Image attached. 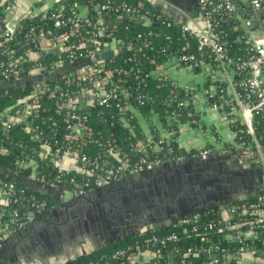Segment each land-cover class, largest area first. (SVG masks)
<instances>
[{
	"label": "trees",
	"instance_id": "trees-1",
	"mask_svg": "<svg viewBox=\"0 0 264 264\" xmlns=\"http://www.w3.org/2000/svg\"><path fill=\"white\" fill-rule=\"evenodd\" d=\"M12 1L0 0V21L11 10ZM232 1L234 3L232 11L215 16L216 28L221 33L227 53L234 59H243L254 51L245 42V31L240 23L241 18L251 14V7L246 0ZM107 2L111 4L112 8L101 7ZM60 3L63 4V7H59ZM122 3L138 7L140 11L139 15L129 17L131 23L105 24L112 31L109 38L117 41V48L124 47L123 50H118L104 62L107 68L114 69L112 79L119 85L116 95L110 98L108 103L97 104L94 101L93 103L90 101V93L83 96L79 94L80 85L86 81L80 79L77 83L76 79H71L66 82L65 75H68L70 71L65 75L57 74L43 81L42 84L49 88L58 84L62 90L70 91L67 97L73 99L76 96L77 106L70 105L71 107H68L67 104L60 106L54 97H49L48 90L35 88L36 84L16 87L0 86V149L4 148L5 150L4 152L0 151V179L12 182L15 186V192L10 197L11 204L0 206V224L3 225V229L0 230V240L3 233H11L28 222L32 215V205H29L28 200L31 201V204L32 202H44V206L39 211H45L51 204L46 194L21 180L20 173L45 184L55 182L63 191L71 192V189L75 188V183H81V186L88 190L94 186L96 177L101 176L106 169H109L112 162L118 161L115 150H119L120 153H128L134 159L138 157V153L131 152L130 143L141 142L146 136V131L141 129L137 116L132 113L131 109L121 108L125 104L135 108L144 117H149L154 113L158 114L157 118L170 131L169 136H164L159 154H164L166 146L172 149L165 153L171 158L193 156L201 150L186 151L178 146L175 138L177 133L175 130L178 125L198 116L193 111L195 109L192 104L178 106L177 101L187 98V92L183 87L173 84L172 80L158 67L182 53L196 52L198 32L187 31L183 35L182 25L155 10L147 0H57L40 11L30 12L14 21L15 32L12 37L5 34L3 24H0V81L9 79L4 75L7 68L16 69V77H21L39 68L52 66L56 62L67 64L72 58L81 59L86 55L88 49L106 45L108 42H104V38H99L98 43L87 44L90 42L91 36L86 30H90L92 27L85 21V18L92 22H99V19L106 16H124L126 14L120 8L114 9L116 5ZM74 4H77L78 7L75 8ZM81 6L87 7V13L82 11ZM98 9H101L100 15H98ZM145 11L150 14L149 20L144 19L140 24H136L133 19L142 16ZM69 16L72 17V21H68L60 27L55 24L56 20ZM260 16H264V9L260 12ZM74 28L76 33L69 35L64 42V46L69 45L74 48L52 55L42 54L40 42L47 35L67 32ZM81 36H85L86 39L81 41ZM196 54L200 53L196 52ZM199 56L203 57L212 67L216 66L214 56L209 50L202 52ZM136 66L140 67V73L135 72ZM239 76V73L235 72L233 77L238 79ZM217 82L226 92V82L221 80ZM211 83L212 80L207 76L201 86L207 87ZM195 87L200 88L198 85ZM33 90H37V102L32 101ZM78 95L79 97H77ZM27 107L31 108L30 111L23 119H19L18 115ZM179 107L180 109H178ZM67 109L85 113V122L91 129L89 135L84 134L85 143L78 153H68L80 170L61 169L51 159L57 147H61V153L66 152L64 138L68 129L64 116ZM178 110L181 112L180 115H177L176 118H168ZM187 110L192 111L193 114L187 115ZM121 115L128 118V124L122 121ZM11 118L14 119V122L4 130L3 121H10ZM31 119L33 121L29 126L28 123ZM230 127L235 132L236 141L250 139L243 126L237 121L230 124ZM148 132L153 134L152 141L161 137L157 126L153 123H149ZM254 133L264 146V119H262L260 111L254 117ZM70 148L74 149V146ZM82 154L86 156L84 161L78 158ZM60 159L61 157L58 156L56 161L59 162ZM89 166L93 167V171H85V168ZM71 177H73V181L70 180ZM85 180H89V185L85 184ZM257 197L255 195L244 200L253 201L257 200ZM217 208L218 205L212 209H196L188 213V215L193 212L199 213V217L192 222L179 223L177 219L171 225L151 227L142 233L127 235L99 250L80 256L68 264H90V262L103 264L106 259L111 264H121L124 262L122 258L110 256L117 248H130L128 251L135 252L137 240L140 241L141 238L151 234L163 236L170 232H176L178 238L160 246L162 257L158 258L159 261L177 264L184 260L186 263L192 264H209L211 258L204 252L194 249L212 243L213 252L216 255L215 264H234L238 260L235 254H237L240 244L234 235L248 230L251 225H254L252 237L244 240L247 248L239 254L252 252L253 255L264 259V219L259 222L254 221L257 211L247 209L230 212ZM210 220L215 222V226L208 229L205 225ZM193 225L197 226V231H191ZM225 225L226 227L223 228ZM184 228H187L188 231L183 232ZM220 228L222 231L219 230ZM203 236L204 239H202ZM140 248L142 256L147 251L153 250L154 245L141 244ZM123 264H129V262L125 261Z\"/></svg>",
	"mask_w": 264,
	"mask_h": 264
},
{
	"label": "crops",
	"instance_id": "crops-1",
	"mask_svg": "<svg viewBox=\"0 0 264 264\" xmlns=\"http://www.w3.org/2000/svg\"><path fill=\"white\" fill-rule=\"evenodd\" d=\"M54 1L56 0H13V6L8 11L11 15L9 19L11 22L17 21L30 12H37L50 6ZM159 1L169 5L167 7H170V11L175 13L178 21L188 23L193 29H199L202 11L198 0ZM198 8L199 10H196ZM112 44L111 42L106 43L114 50L117 44ZM40 46L42 49L49 50L60 45L55 39L46 36L40 42ZM54 65L61 66L63 64L56 62ZM38 70L33 72L36 73ZM160 70L179 87L198 85L199 89L202 88L201 85L207 76H210V79L226 80L228 74L232 75L231 71L227 72L222 68L214 70L212 75H204L191 66L178 65L174 58L162 63ZM76 100L75 96L72 102L78 104ZM200 103H202L201 100ZM198 107V117L195 120H186L180 123L175 130L177 131L175 138L178 146L186 151L208 148L210 149L209 153L219 154L216 156L218 159H220V154L227 152L225 160H223L226 164L225 168L217 169L214 164L210 165L211 167L206 164L202 166L203 169L199 171L197 177L193 172V165H195V163L192 164L193 161L192 163L171 165V167L160 164L150 168L149 172L141 173L138 177L123 178L120 186H113L112 190L88 193V198H81L75 204V195L71 192L63 191L58 186L51 185L48 189L42 187L44 190H48L46 196L51 201L50 206L45 211L36 209V215H34L35 210H31L32 215L29 220L35 216L39 219L34 222L31 232L25 239L16 245L14 256L0 259V264H62L71 262L80 256L92 253L124 238L121 236L122 233L125 235L142 233V230L153 227L156 220L165 221L163 225L167 226L173 217L178 215L177 219H179L196 209H204L205 205H218L219 209H223L224 205L220 203L225 204L255 195H263L264 162L259 159L257 151L250 146H242L236 141L235 132L222 115L210 111L205 103ZM24 111L18 115L19 119L25 117L30 111V107ZM134 112L143 131H149V123H153L160 127L159 130L163 135L171 134L165 126L161 127L162 121L157 116L144 117L136 109ZM238 160L244 161H242L243 170L250 173L248 175L255 180L254 184L246 175L244 176L237 169H233ZM60 162L64 167H69L74 159L71 155L63 154ZM221 173L232 174L234 179L231 176L220 175ZM207 176H211V178L208 180ZM197 178L201 180H197ZM232 179L235 184L233 192L225 188V186L228 187V183L232 185ZM35 180L37 181V179ZM247 187L252 189L246 191ZM259 189H262L261 194L258 193ZM1 192L2 188H0ZM136 193H139V196H136ZM145 197L151 202L154 201L151 207H146L147 211L144 209L145 206H142ZM135 199L140 207L131 204L130 201ZM2 205L4 204H0V206ZM66 209L69 211L67 221ZM182 212L184 214H181ZM134 213L136 218H134ZM136 219L137 222H140V226L131 224ZM159 226L162 225L159 224L156 227ZM23 228L21 226L11 233H3L0 241V255L9 254L13 243L24 233L25 229ZM2 229L3 225L0 224V230ZM131 231L136 232L132 233ZM119 236L121 238L118 239ZM143 255L146 256L147 253ZM237 259L234 264H264V259L253 255L252 252L242 253Z\"/></svg>",
	"mask_w": 264,
	"mask_h": 264
},
{
	"label": "built area",
	"instance_id": "built-area-1",
	"mask_svg": "<svg viewBox=\"0 0 264 264\" xmlns=\"http://www.w3.org/2000/svg\"><path fill=\"white\" fill-rule=\"evenodd\" d=\"M246 1H248L250 4L251 14L248 17L241 18L240 23L245 31V42L248 43L254 51L246 58L234 59L226 51L224 41L221 38V33L216 28L217 20L215 17L218 14L232 11L234 9L233 1L198 0L203 15L204 25H200L199 29H195L198 32L196 52H199L201 54L202 52L209 50V52L214 56L216 66L212 67L211 64L206 62L204 58L199 56L200 54H196V52L182 53L177 56L174 60L178 63V65L184 64L185 66L188 65L193 68L195 67L204 75H212L214 70L221 68L227 72L231 71L232 75L228 74L226 80H221L226 82V92L223 91V87L217 82L218 80L215 79H211L212 83L209 84L207 87H202L201 89L196 88L194 85L184 86L183 89L187 92V98L177 101V104L178 106H186L188 104H192L195 109L193 111L198 114V105L205 103L207 104L210 111L222 115L226 119V121H228L229 125L236 121L240 123L243 126L244 131L250 136V139H248L247 141L241 140L238 141V143L242 146H250L253 150H256L259 155V159L264 162V146L261 142L258 141L254 133L255 114L260 111L262 119H264V16H260L261 10L264 9V4L263 0ZM59 7H63V4L60 3ZM74 7L76 8L78 7V5L74 4ZM101 7L109 9L112 8L109 2L102 4ZM117 8H120V10L124 14L133 16H136L137 14L139 15L140 11L138 7H132L131 5H126L124 3L116 5L114 7V9ZM81 9H83L82 11L84 13H87L86 6H81ZM97 12L98 15H100L101 9H98ZM142 16L144 17V19L149 20L150 14L148 13V11H145ZM68 21H72L71 16L67 18L58 19L55 21V24L60 27L66 24ZM85 21L92 27L90 30H86V32L90 33L89 35L91 36V38H89L90 42L88 43H94L95 41H98L99 38H109L112 33V31L109 30L108 27L105 26V24H102L98 21H89L88 18H85ZM3 28L5 34L9 37H12L15 32V23L11 22L10 19H7L3 22ZM182 30L183 35L187 31L191 32L186 25H182ZM75 33L76 29L74 28L70 29L67 32H57L53 35H47V37L55 39L58 45L64 46V42L67 37L69 35H74ZM85 39V36L80 37L81 41H84ZM102 46L103 45H99L97 46V48H100ZM95 51L96 48L90 50L88 49L86 55H93L95 54ZM78 59L80 58H72L70 62ZM104 62L105 61L95 62L98 64L92 63L86 66L74 68L72 71L69 72L68 75L66 73L62 75L66 74V82L71 79H76L77 83H79L80 79L85 80L86 83L80 85L79 94H93L94 96L91 97L90 101H94L97 104H105L108 103L110 98L116 95L119 85L112 79L114 69L107 68ZM158 67L161 68V64ZM134 70L136 73L141 72L139 66H136ZM235 72L239 73L240 75L238 79H234L233 77ZM16 73L17 70L13 68H7L4 71V75L6 76V78L9 79L12 76L13 78H15L17 75ZM172 83L176 84L174 81H172ZM36 85L37 86L35 88H40V90H48L49 97H54L56 102L60 106H64L67 104L68 107H71L70 105H76L74 102H72L74 98L71 99V97H67L70 91L62 90L60 85L57 84L53 88H49L48 86L42 84V82L37 83ZM218 86L221 87L219 88ZM36 91L37 90H33V102L38 101V94ZM124 95H126V93H124ZM200 100L202 101V103H200ZM121 108H129L132 110V113H135V108H132V106H128V104L121 106ZM178 109H180V107ZM180 114L181 112L178 110L172 113L171 116H168V118H176L177 115ZM192 114V111L187 110V115ZM157 115L158 114L154 113L150 115V117H156ZM120 118L125 124L129 123V120L126 116L121 115ZM64 120L67 122L66 127L68 129V132L66 133L64 138L66 152L61 153V147H57L51 157L54 162L58 159V156L61 157L63 154H68L70 152L77 154L78 150L81 148L83 143H85L84 134L89 135V133L91 132L90 127L85 122L86 115L81 111L71 109L65 110ZM188 120H195V117H192ZM32 121L33 119H31L28 123L29 126H31ZM12 122H14V119L12 118L10 119V121H3L4 130H6L12 124ZM161 127H163V125ZM130 128L132 129V125L130 126ZM157 128L161 137H159L155 141H152L153 134L146 131V136L141 140V142L138 141L139 143H130L131 152L138 153L137 158L134 159L128 153H120L119 150H115V155H118V161L112 162L109 169H106L101 176L96 177L94 179V186L90 187L89 189L101 186L110 180L120 178L129 173H134L144 169L156 167L165 161L181 159L182 157L179 156L177 158H171L167 156L165 153L170 152L172 150L168 146L165 147L163 155L159 154L162 148L161 144L164 142L165 135H163L162 132L159 130L160 127ZM72 146H74V149L70 148ZM0 151L4 152L5 150L4 148H1ZM209 152L210 149L205 148L201 149L197 154L204 157L207 156ZM78 158L82 161L86 160V156L84 154L79 155ZM85 171H93V167L89 166L88 168H85ZM70 180L73 181V177H71ZM49 184L52 186H58L55 182H50ZM85 184L89 185V180H85ZM0 188H2L3 190V196L9 198V203H11L12 200L10 197L15 192L14 184L12 182H6L0 179ZM86 191L87 189L83 188L81 186V183H75V188L71 189V193L73 195L85 193ZM32 204L36 205V209L38 211L44 206V202H33ZM247 209L257 211L254 217L255 222L263 220L264 194L258 196L257 200L253 201L239 200L231 202L226 206L224 205L222 210L235 212L240 210L244 211ZM198 217L199 213L193 212L191 215H185L180 217L177 221L179 223H189L194 221ZM214 226L215 222L211 220L205 225V227H207L208 229H211ZM224 227H226V225L223 226V228ZM252 227H254V225H251L248 230L238 232L234 235V237L240 243L237 248V254L235 255H238L239 252H244L246 250L247 246L244 240L252 237ZM221 229L222 228H220L219 230ZM186 231H188L187 228H184L183 232ZM191 231H197V226L193 225ZM177 238L178 234L176 232H170L163 236L151 234L141 238L140 241L137 240L135 248L138 253L136 251H128L130 248L120 247L114 250L110 256L112 258H122V261H128L129 264H171V262L168 261H159L158 258L162 257L160 246L164 245L168 241L176 240ZM202 239H204V236L202 237ZM141 244L154 245V249L147 251L146 256L143 254L141 256ZM213 248L214 246L211 243L208 245H202L199 249L194 250L204 252L207 256L211 258L208 263L215 264L216 255L213 256V254H215L213 252ZM188 251H190V248H188ZM124 262H121V264H123ZM90 264H93V262H90ZM103 264L111 263L106 259ZM177 264L192 263H186L184 260H181Z\"/></svg>",
	"mask_w": 264,
	"mask_h": 264
},
{
	"label": "water",
	"instance_id": "water-1",
	"mask_svg": "<svg viewBox=\"0 0 264 264\" xmlns=\"http://www.w3.org/2000/svg\"><path fill=\"white\" fill-rule=\"evenodd\" d=\"M147 1L150 3V5L155 10H157L161 14H163V15L169 17L170 19L176 21L180 25H186L187 28L190 31H196L195 29L190 27V25L188 23L178 21L175 13H172L170 11L171 8L167 7V6H169L168 4H163L159 0H147ZM196 10H199V8L196 9ZM196 10H195V13H196ZM201 15H202V12H201ZM10 16H11L10 12H8L5 15V17H3L2 21H0V24H3V22L6 21L7 19H9ZM131 16L132 15H128V16L124 15V16H117V17H107L106 16V17H103V18L99 19V22L102 23V24H120V23L128 24V23H131V20L129 18ZM201 17H202V19L200 21V25L203 26L204 25L203 15ZM143 20H144L143 16L137 17V19H133V21H135L136 24H140L141 21H143ZM103 41L104 42H111V43H113L112 45H116L117 44V41L114 40L113 38H104ZM95 42L98 43L99 41H95ZM92 43L93 42L89 43L88 45H92ZM103 46H104V50L103 51L100 52V51L97 50V52L95 54H93V55H85L83 58L78 59V60H74V61L69 62L67 64H63L61 66H56V65L45 66L43 68H39L38 72H36V73L35 72H31V73H29V74H27L25 76L10 78V79H6V80H1L0 81V86L3 85V86L16 87V86H28V85L37 84V83L43 82V81H45V80H47V79H49V78H51V77H53V76H55L57 74H64V73H66L68 71H71L74 68L86 66V65H89V64H92V63H95V62L107 61L118 50H123L124 49V47H120V48L115 47L114 50H112V49H110V47H111L110 45H103ZM72 48H74V47L73 46L71 47L69 45L58 46V47H53V49H49V50L48 49H41V52L44 55H52V54L63 52L65 50H70ZM83 95L84 94H82V96ZM93 96H94L93 94L90 95V97H93ZM77 97H79V95ZM192 159H193L192 157H187V158H181V159H176V160H172V161H165L161 165L165 166V167H171V165H177V164H181V163H185V162L191 163ZM55 163H57V165H59L63 169L80 170V168L77 167L75 162L70 163L69 167H64L63 163H61L60 161L59 162L55 161ZM146 171L149 172V171H151V169H145V170L137 171V172H134V173H129L125 177H120V178H116V179L110 180V181L104 183L101 186H98V187H95V188L87 190L85 193H81V194L75 195L74 196V200H75L74 204L76 203V201L80 200L81 198H88L87 197L88 193H92V192L100 193V192H102L104 190H112L113 186H115V187H119L120 186V184L123 181V178L124 179H130V178H132L134 176L138 177L139 175H141V173L146 172ZM20 178H21V180H24L25 182H27L29 184V186L34 187L36 189H39L40 191H42L46 195L48 194V190H44L42 187H45L46 189H48L51 186L50 184H45L43 182L36 181L35 179H32L30 177L21 175V173H20ZM258 193L261 194L262 193V189H259ZM124 196H122V197H124ZM136 196H139V193H136ZM0 198H2V199H0V204H9V198L3 196V190L0 193ZM143 201L144 202H143L142 206H145L144 209H146V207H151L154 204V201L151 202V200H148L146 197L143 199ZM130 202H131V204H136L137 206L140 207V205L138 204L136 199L135 200H131ZM28 203L31 204V201L28 200ZM220 204L224 205L223 203H220ZM13 205H14V203H13ZM32 206L33 207H31V209L35 210L34 215H36L37 214L36 205H32ZM214 206H216V205H205V208L212 209ZM146 211H147V209H146ZM181 214H184V212H182ZM177 217H178V215L173 217V220L169 222V225L175 223V220L177 219ZM37 219H39V217L35 216V217L31 218L27 223H25V225H23V227H24L23 229H25L24 233L21 236H19L18 239L13 243L9 254L6 255V256L0 255V259H8L9 257H13L14 256V254L16 253V250H15L16 245L21 243L25 239V237L31 232L33 224H34V222ZM68 219H69V211H68V209H66V221ZM142 231H145V230H142ZM131 232L135 233L136 231H131ZM122 234H123V235H121L122 237L127 236L124 233H122ZM121 236H119L118 239L121 238ZM213 256H215V254H213ZM235 257L236 258H240V254L239 255H235ZM68 263H69V261L68 262H64L62 264H68Z\"/></svg>",
	"mask_w": 264,
	"mask_h": 264
},
{
	"label": "flooded vegetation",
	"instance_id": "flooded-vegetation-1",
	"mask_svg": "<svg viewBox=\"0 0 264 264\" xmlns=\"http://www.w3.org/2000/svg\"><path fill=\"white\" fill-rule=\"evenodd\" d=\"M110 49H112L111 47H110ZM97 50L98 51H103L104 50V46H102V47H100V48H96V51H95V53L97 52ZM226 155H227V152L226 153H223V154H220V159H218L216 156H219V154H212V153H209L207 156H205V157H202V156H200L199 154H195V155H193V156H190V157H192L193 159H192V161H193V163H192V161H191V163L192 164H194L195 163V165H193V172H195V175H197V177H198V175H199V171H201L203 168H202V166L203 165H212V164H214L215 165V167H217V169H220L221 167L222 168H225V166L224 165H226L224 162H223V160H225L224 158L226 157ZM184 158H187V157H184ZM243 161V160H242ZM241 160H238L236 163H235V168L233 167V169H237L240 173H242V174H244V176L246 175V177H248L249 179H251L250 177H249V175L248 174H250V173H247L246 171L247 170H243V167H242V164H243V162H242ZM211 167V166H210ZM214 167V168H215ZM239 172H238V174H239ZM236 173V172H235ZM220 175H225L226 177H229V176H231L232 178H233V175L231 174H227V173H224V174H220ZM211 178V176H207V179L209 180ZM234 179V178H233ZM233 179L231 180V182H232V185L231 184H229L228 183V187L227 186H225V188L226 189H228V191H234V186H235V184H234V181H233ZM197 180H201V179H199V178H197ZM252 180V184H254L253 182H255V180L254 179H251ZM246 182H247V180H245ZM247 184V183H246ZM251 187H252V185H251ZM249 189H252V188H250V187H247L246 188V191H248ZM136 214L134 213V218H136V216H135ZM144 222H146V220H144ZM164 222L165 221H162V220H156V222H154L153 223V227H156L157 225H159V224H161V225H163L164 224ZM131 224H133V225H136V226H140L141 224H140V222L138 221L137 222V219H136V221L134 222V223H131Z\"/></svg>",
	"mask_w": 264,
	"mask_h": 264
},
{
	"label": "rangeland",
	"instance_id": "rangeland-1",
	"mask_svg": "<svg viewBox=\"0 0 264 264\" xmlns=\"http://www.w3.org/2000/svg\"><path fill=\"white\" fill-rule=\"evenodd\" d=\"M199 150V149H198Z\"/></svg>",
	"mask_w": 264,
	"mask_h": 264
}]
</instances>
